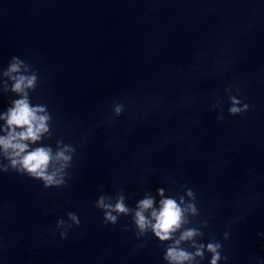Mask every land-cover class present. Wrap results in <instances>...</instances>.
I'll return each instance as SVG.
<instances>
[{"label": "clouds", "instance_id": "obj_1", "mask_svg": "<svg viewBox=\"0 0 264 264\" xmlns=\"http://www.w3.org/2000/svg\"><path fill=\"white\" fill-rule=\"evenodd\" d=\"M40 83L39 72L30 63L13 56L6 68L0 69V92L16 97L10 106L0 112V173L14 172L38 180L45 189L67 187L71 178L69 169L77 148L71 143L56 140L55 147L44 143L53 136V116L46 104H33L31 93ZM230 90V89H229ZM231 105L228 113L232 116L243 115L249 110L237 96L229 95ZM237 105H242L238 107ZM116 116L124 111L123 105H116ZM223 119L218 116V120ZM103 188L101 186V192ZM162 197L158 206L155 197L145 195L134 207H130L123 190L115 195L102 194L95 207L103 213V223L115 226L121 216L130 217L137 238L149 233L164 245L162 257L165 264H200L205 253L210 254L209 264H219L227 260L222 255L223 245L215 238L202 242L208 227L206 220H197L200 211L193 190L186 189L185 194L191 202L185 203L184 196L164 198V190L158 189ZM67 219H58L56 228L59 236L66 239L70 229L79 227L81 220L74 212H68ZM127 231L128 226L123 225ZM229 233L223 234L227 240Z\"/></svg>", "mask_w": 264, "mask_h": 264}]
</instances>
